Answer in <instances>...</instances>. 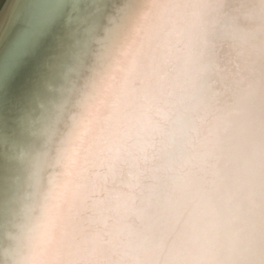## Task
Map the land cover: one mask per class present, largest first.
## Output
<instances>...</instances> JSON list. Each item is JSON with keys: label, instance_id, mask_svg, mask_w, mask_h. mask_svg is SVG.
Instances as JSON below:
<instances>
[{"label": "clouds", "instance_id": "obj_1", "mask_svg": "<svg viewBox=\"0 0 264 264\" xmlns=\"http://www.w3.org/2000/svg\"><path fill=\"white\" fill-rule=\"evenodd\" d=\"M23 264H264V0H124Z\"/></svg>", "mask_w": 264, "mask_h": 264}, {"label": "bare ground", "instance_id": "obj_2", "mask_svg": "<svg viewBox=\"0 0 264 264\" xmlns=\"http://www.w3.org/2000/svg\"><path fill=\"white\" fill-rule=\"evenodd\" d=\"M19 1L0 0V40L5 21L14 13ZM57 2L28 1L5 47L2 55L5 60L18 43L26 40L21 22L36 18ZM123 2L95 0L87 6V24H57L47 37L29 46L7 83L0 87V119L4 121L5 135L14 127L13 121L32 91L41 87V100L32 106V114L24 124L25 140L22 147L27 152L26 158L22 161L13 160L11 145L0 142V183H15L19 189L18 198L10 208L0 203V260L4 264H23L29 218L51 171L58 145L88 89L96 68L97 55L107 37L111 21ZM105 11L108 13L104 16ZM77 31H80L79 42L75 43ZM10 235L14 237L11 241Z\"/></svg>", "mask_w": 264, "mask_h": 264}, {"label": "snow or ice", "instance_id": "obj_3", "mask_svg": "<svg viewBox=\"0 0 264 264\" xmlns=\"http://www.w3.org/2000/svg\"><path fill=\"white\" fill-rule=\"evenodd\" d=\"M95 0H58L57 3L50 6L49 10L39 14L36 18L22 21L21 30L26 33V40L18 43L5 60L0 56V87H3L16 67L20 59L28 52L29 46L37 43L42 38L47 37L52 29L57 25L65 23L67 25L83 26L88 22L87 6L94 3ZM80 31L75 33V43H78ZM41 100V87L35 88L30 94L27 102L17 114L13 121L14 127L8 133L4 134V121L0 119V142L9 143L12 150L13 160H24L27 156L26 150L22 147L25 140L24 124L32 114V106ZM52 102V101H50ZM54 103V102H52ZM42 107V103L40 104ZM18 186L15 183H0V203L6 204L9 208L18 198ZM10 241L14 239L10 235ZM0 264H4L0 260Z\"/></svg>", "mask_w": 264, "mask_h": 264}, {"label": "water", "instance_id": "obj_4", "mask_svg": "<svg viewBox=\"0 0 264 264\" xmlns=\"http://www.w3.org/2000/svg\"><path fill=\"white\" fill-rule=\"evenodd\" d=\"M28 1L29 0H20L19 5L16 8V10L14 11V13L11 15V17L8 18V20L6 19V21H5L6 25L3 29L1 40H0V56L3 55L5 47L7 46V43L9 41L15 27L20 20L22 14L24 12L23 10H25V6H26V4H28ZM107 13L108 12L105 11L104 16ZM76 27H78V26H76ZM88 39H89V37H88ZM88 39L86 41H88Z\"/></svg>", "mask_w": 264, "mask_h": 264}]
</instances>
